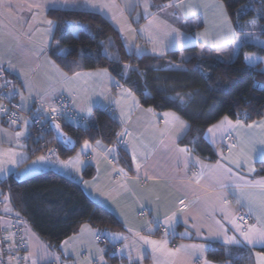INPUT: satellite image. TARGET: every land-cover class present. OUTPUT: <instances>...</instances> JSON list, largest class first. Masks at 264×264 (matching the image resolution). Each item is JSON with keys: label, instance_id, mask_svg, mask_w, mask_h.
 <instances>
[{"label": "crops", "instance_id": "crops-1", "mask_svg": "<svg viewBox=\"0 0 264 264\" xmlns=\"http://www.w3.org/2000/svg\"><path fill=\"white\" fill-rule=\"evenodd\" d=\"M2 5L0 66L16 82L22 112L52 109L56 94L67 96L72 108L81 114L91 110L86 123L92 121L94 108L110 111L119 124L118 133H126L122 147L130 157L131 171L118 162L114 144L85 139L91 147L85 149L84 140L80 144V154L76 155L77 147L67 156L47 158L49 163L40 160L41 164L31 169L54 171L77 182L91 200L117 217L123 226L119 232L99 233L87 226L84 236H80L82 231L79 230V234L65 239L57 250H52L13 210L4 195L1 215L17 219L24 228L27 226L29 264H94L96 259L106 257L107 245L97 242L99 236L108 245L118 244V254L128 264H230L207 258L206 253L213 243L250 248L254 250V264H257L256 253L260 251L256 250L264 244H248L237 231V218L242 212L252 217L246 228L238 225L242 231L246 232L252 226L264 228V163L258 157L259 149L264 147L260 144L264 140V127H261L264 116L253 122L240 121L239 126L237 120L228 118L232 121L231 126L226 125L212 133L208 129L224 117L209 126L204 139L215 151L217 159L212 163L205 162L179 146L178 141L189 126L177 113L170 110L156 112L141 106L135 93L119 84L108 71L85 75L103 73L105 69L77 72L80 76L68 74L49 54L54 23H48L51 19L47 12L67 10L100 14L122 34L127 51L135 55L139 51L163 56L177 50L180 59H187L190 54L181 51L196 46L194 55L207 52L209 55L205 56H223L224 50L236 39L223 4L218 0H206V3L175 0L157 12L151 11V2L142 7L139 0H2ZM193 6H199V10H194ZM170 9L182 10L183 24L187 23L190 28L188 32L181 28L182 21L166 16L165 12ZM192 17L201 18L195 28L186 20ZM206 32L209 41L193 38L195 33L200 37ZM165 113L175 114L187 127L166 117ZM9 129L0 119V169H3L0 182L9 175L18 176L31 160H38L43 155L40 150L31 155L37 149L34 139L29 140L31 134ZM121 137L124 135H117L116 140ZM27 141L34 145V151L28 148V143L26 149L20 147ZM254 148L256 152H253ZM76 157L78 160L67 168L58 162ZM209 165L211 167H207ZM84 166L93 168L94 174L84 180L77 179L76 174L84 171ZM141 236L161 242L162 248L155 250L152 245L145 244ZM226 237H235V240ZM79 245L80 250L85 251V261L76 254ZM191 245H203V250L181 248ZM177 248L180 251L175 252Z\"/></svg>", "mask_w": 264, "mask_h": 264}, {"label": "trees", "instance_id": "trees-1", "mask_svg": "<svg viewBox=\"0 0 264 264\" xmlns=\"http://www.w3.org/2000/svg\"><path fill=\"white\" fill-rule=\"evenodd\" d=\"M174 1L151 0L150 9L157 12ZM219 1L224 5L235 33L256 32L262 44L246 41L238 48L236 45L230 60L194 55L196 46L184 48L183 52L190 54L187 59H180L177 50L163 56L135 55L127 51L122 34L100 14L49 10L47 16L54 23L49 54L68 74L107 69L119 84L135 93L141 106L156 112L170 110L177 113L189 126L178 141L179 146L212 163L217 156L204 139L209 126L225 116L245 123L264 116V71L260 63L251 66L244 59L246 53L264 56V0ZM70 24L81 27L76 35L71 33ZM187 25L180 24L185 32L190 30ZM62 47L68 48L66 54L61 52ZM86 124L63 128L74 141L72 149L52 138L59 154L73 153L85 139H100L116 146L118 162L131 171L128 153L115 142L120 127L112 113L94 108L92 121ZM36 146L31 155L40 150L38 142ZM93 174L91 167H86L82 173L85 178ZM0 191L8 197L13 210L52 250H57L65 239L77 234L83 224H89L99 233L123 230L117 217L91 200L77 182L54 171L24 179L9 175L0 182ZM100 243L107 244L106 240ZM256 251L264 252V247ZM253 252L242 246L213 243L206 256L216 262L254 264ZM106 256L113 261L119 260Z\"/></svg>", "mask_w": 264, "mask_h": 264}, {"label": "built area", "instance_id": "built-area-1", "mask_svg": "<svg viewBox=\"0 0 264 264\" xmlns=\"http://www.w3.org/2000/svg\"><path fill=\"white\" fill-rule=\"evenodd\" d=\"M52 102V109L54 108L56 111L50 109L23 113L19 105L16 82L7 75L5 68L0 66V119L8 128L17 130L23 126L21 119L24 115L29 121L30 128L40 135L38 147L42 154L49 159L60 157L57 145L51 142L52 138H55V135L51 136L53 125L59 124V128L63 129L64 127H82L86 123L78 109L72 108L71 100L67 96L56 94ZM115 142L116 145L123 146L126 142V135L124 134V137ZM3 208L0 199V264H29L25 230L17 219L3 217L1 215ZM251 221L252 217L247 212L238 215L237 223L243 229L249 226ZM159 230L164 232L163 228ZM98 241L105 243L104 238L101 237L98 238ZM106 245V255L119 260L113 261L106 256L96 259L94 264H128L120 258L118 244Z\"/></svg>", "mask_w": 264, "mask_h": 264}, {"label": "rangeland", "instance_id": "rangeland-1", "mask_svg": "<svg viewBox=\"0 0 264 264\" xmlns=\"http://www.w3.org/2000/svg\"><path fill=\"white\" fill-rule=\"evenodd\" d=\"M190 1H192V0H190ZM196 3H206V0H194ZM219 1V0H218ZM151 2V0H139V3H140V5L142 6V7H145L146 6V4L147 3H150ZM219 3L222 5V3L219 1ZM223 7H224V5H222ZM194 10H199L198 8H199V6H193L192 7ZM139 10H141V7H139ZM142 11H143V9H142ZM185 11V10H184ZM192 12H193V10H192ZM191 13V12H190ZM165 14H166V16L167 17H170V18H174V20L176 21V20H178V21H182V23H183V21H185L184 20V18H183V13H182V10L180 9H170V10H168L167 12H165ZM201 15H203V14H201ZM192 16V15H191ZM139 17V16H138ZM138 17H135L136 19L138 18ZM139 19V18H138ZM186 20H189V22H190V26H192L193 28H195V27H197L200 23H201V18L200 17H192L191 19H186ZM80 26H78V25H74V24H70V30H71V33L72 34H74V35H76L77 33H78V31L80 30ZM235 32V31H234ZM234 35H236V39H235V41L236 42H242V43H244V42H246V41H251L252 43H256V44H258V43H261L262 44V42H260L259 41V39H258V36H257V33L256 32H253V33H251V34H247V33H244V34H240V35H237L236 33H234ZM194 36V35H193ZM209 37V35H208V32H206V33H201V36L200 37H198V34L197 33H195V36L193 37V38H201V39H203V38H205V39H207ZM190 38H192V36L190 37ZM207 41H209L208 39H207ZM235 46H236V44L235 43H233L231 46H229V47H227L225 50H224V54H223V56H219V57H221V58H223V59H225V60H230L232 57H233V54H234V49H235ZM184 50V49H183ZM61 52L63 53V54H66L67 52H68V48L67 47H62L61 48ZM181 53L183 54V51H181ZM136 54L137 55H142V53L141 52H139V51H136ZM203 55H209L207 52L206 53H204ZM246 55H249V56H251L252 57V60L251 61H246V63L247 64H249V65H251V66H254V65H256V64H258V63H260V65H261V70H263L264 71V56H257V55H254V54H250V53H246L245 54V56ZM37 97H39V98H41V96H37ZM43 101V100H42ZM20 105V104H19ZM20 108H21V106H20ZM25 113H27V112H25ZM80 115H82V118L84 119V120H86V119H90V116H91V110L89 111V112H87V113H84V114H81L80 113ZM22 122H23V126L21 127V128H18L16 131H18V132H21V133H23V132H26V134H31L32 135V137L29 139V140H32V138L34 139V141L35 142H38V139H39V137H40V135L39 134H37L34 130H32L31 128H30V125H29V121H28V119L27 118H25V116L23 115L22 116ZM9 129V128H8ZM9 131H13L12 129H9ZM15 131V130H14ZM28 140V141H29ZM28 141L26 142V145H20V147L21 148H27L28 147V144H29V149H31V151L33 150L34 151V145L32 144V143H28ZM30 142V141H29ZM28 143V144H27ZM82 145V144H81ZM81 145L77 148L78 150H76L75 152H76V155L77 154H80L81 153ZM27 146V147H26ZM113 151H114V149H112ZM112 151V152H113ZM75 155V156H76ZM41 156H43V155H41ZM41 156H39V157H41ZM38 157V158H39ZM45 162H47V163H49V161L47 160V159H45ZM41 164V161L38 159V160H31L30 161V163H29V165L28 166H25V171H20V174L18 175V177L19 178H21V179H24V178H28V177H30V176H33V175H36L37 173H40V172H44L45 170H40V172H38V171H35V170H32L31 171V169H33V168H35V166H39ZM87 165V164H86ZM85 165V166H86ZM34 166V167H33ZM85 166L83 167V169L85 168ZM47 168V167H46ZM29 169H30V171H29ZM44 169V168H43ZM47 170V169H46ZM83 170H81L79 173H77L76 174V176L78 177L77 179H83L84 180V176L82 175V172ZM75 177V176H74ZM77 181V180H76ZM4 195L1 193V191H0V199H1V201H4ZM82 226H85V224H83ZM87 226H90L89 224L87 225ZM24 228V227H23ZM88 228V227H87ZM26 229V232H27V226H26V228H24V230ZM80 231H81V229H80ZM79 231V232H80ZM79 234V233H78ZM86 234V233H85ZM79 236V235H78ZM80 236H84V231L83 232H81L80 233ZM99 237H101V236H99ZM98 237V238H99ZM77 238V237H76ZM102 238V237H101ZM97 240V242H98V239H96ZM99 243V242H98ZM81 245H79V246H76V248H77V251H76V254L79 256V258H81L83 261H85V258H84V255H85V251H82V250H80L81 248ZM97 247V246H96Z\"/></svg>", "mask_w": 264, "mask_h": 264}, {"label": "snow or ice", "instance_id": "snow-or-ice-1", "mask_svg": "<svg viewBox=\"0 0 264 264\" xmlns=\"http://www.w3.org/2000/svg\"><path fill=\"white\" fill-rule=\"evenodd\" d=\"M0 6H3L2 0H0ZM104 6L107 7V5H104ZM48 23L51 24L52 21H48ZM233 43H235L237 45V48L242 46V42L233 41ZM153 51H155V49H153ZM244 59L246 61H251L252 57L249 55H246L244 57ZM106 72H107V69L103 70V73H88L85 75H100V74H106ZM80 75H81L80 73H76V76H80ZM128 94L131 95L130 92ZM21 98L23 99V97H21ZM180 99L182 100L183 98L181 97ZM52 111H56V109L53 108ZM148 111H152V110L148 109ZM165 116L170 117L173 121L179 123L182 127H187V125H185L184 122L179 119V117L175 116V114L165 113ZM240 124H241V122L239 120H237L236 125L239 126ZM226 125H228V126L232 125V121H230L227 116H225L224 119L219 124L213 125L211 128H209L208 132L212 133L214 131L221 130ZM59 127H60V125L57 124L56 128L59 129ZM261 127H264V123L261 124ZM124 134H126V133H118L117 135L122 136ZM17 135H20V133H17ZM97 144H99V141H97ZM260 144L262 146H264V140L260 141ZM89 147H91V145L89 144V141L85 140L84 141V148L87 149ZM180 151H186V149H181ZM256 151L257 150L254 148L253 152H256ZM258 157H259V161L264 163V147H261L259 149ZM45 159H47V157H45V156L39 157V160H41V161H43ZM76 160H78V157L69 158V160H67V161H58V162L60 164H62L65 168H67L70 165H72L74 163V161H76ZM133 160H135V155H133ZM137 167H139V165H137ZM207 167H211V166L209 165ZM2 170L3 169H0V171H2ZM121 171H123V170H121ZM227 171L231 172V169H228ZM180 203L183 204V201H180ZM233 223H234V221H233ZM85 228H87V225L83 226L81 231L83 232ZM237 231L240 232L241 236L243 237V239L245 241H247L248 244H253V245L254 244H264V228L257 229L255 226H252L245 232V231H242L239 228V226L237 225ZM140 239L143 240L145 244L152 245L155 250H160L162 248L161 242H159V241L149 240L148 237H146V236H141ZM226 239L235 240V237H226ZM64 243L67 244L68 241H65ZM185 247L192 248V249L199 248L201 251L203 250V245L181 246V248H185ZM178 251H180V248H177L175 250V252H178ZM175 252H173L172 254L174 255ZM256 256H257V264H264V252H258V253H256ZM34 264H35V262H34Z\"/></svg>", "mask_w": 264, "mask_h": 264}, {"label": "water", "instance_id": "water-1", "mask_svg": "<svg viewBox=\"0 0 264 264\" xmlns=\"http://www.w3.org/2000/svg\"><path fill=\"white\" fill-rule=\"evenodd\" d=\"M53 133L55 135V139L56 141L61 144L62 146L68 148V149H72L74 147V141L73 139L67 135V133L59 128H56V125H53Z\"/></svg>", "mask_w": 264, "mask_h": 264}]
</instances>
